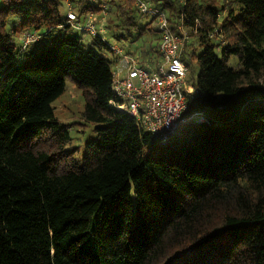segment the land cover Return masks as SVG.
I'll return each instance as SVG.
<instances>
[{"label": "trees", "instance_id": "trees-1", "mask_svg": "<svg viewBox=\"0 0 264 264\" xmlns=\"http://www.w3.org/2000/svg\"><path fill=\"white\" fill-rule=\"evenodd\" d=\"M146 1L186 35L185 113L208 118L163 142L113 106L117 57L68 19L150 68L161 35L136 0H0V264H264V0ZM67 79L96 131L78 146Z\"/></svg>", "mask_w": 264, "mask_h": 264}, {"label": "built area", "instance_id": "built-area-1", "mask_svg": "<svg viewBox=\"0 0 264 264\" xmlns=\"http://www.w3.org/2000/svg\"><path fill=\"white\" fill-rule=\"evenodd\" d=\"M140 13L155 19L161 41L159 46L160 61L150 68L140 66L134 55L117 43L109 42L105 29L97 28L92 16L81 24L78 17L68 13L69 21L85 32L103 37L118 60L113 70L114 92L113 106L135 119L136 125L151 134L158 141H167L176 135L181 126L188 121L207 123L203 112L194 111L186 114L188 97L193 101L198 90L184 91L187 68L180 58L186 35L175 34L171 28L167 12L160 6L146 0H136ZM39 39L38 35L24 36L25 45Z\"/></svg>", "mask_w": 264, "mask_h": 264}, {"label": "rangeland", "instance_id": "rangeland-1", "mask_svg": "<svg viewBox=\"0 0 264 264\" xmlns=\"http://www.w3.org/2000/svg\"><path fill=\"white\" fill-rule=\"evenodd\" d=\"M63 13L65 14L66 11L64 10ZM94 17L95 19H97L96 22L100 21V23L97 24L98 26H101V24H104L103 22L106 21L105 16L101 18L100 16L98 17L97 15H94ZM149 20H151L150 17L146 18L143 24H145ZM76 33L80 34L81 32L76 31ZM107 37H108L109 42L119 44L126 51L128 49V46L131 45V40H132L131 38L118 40L112 35H109ZM90 40H91V37L88 34H84L83 42L86 45ZM16 42L19 46L22 44V38L20 35L16 37ZM137 43L139 44L140 42L138 41ZM138 44H135V46ZM198 51H200V49H198ZM106 57L113 58L111 54H106ZM117 65L118 63H116V65L113 64V67H114L113 69H115ZM196 79H197V70H195L194 73L190 71L189 73H187L186 82L184 85L185 93H188L192 88H194ZM54 105H55L57 116L64 123L74 122V124L70 125V130H71V135L73 137L74 146L82 145L88 139L94 138L96 136L95 126H93L92 124H82L79 120V116H80L79 112L81 111L82 106H83V102L81 100V90H79L70 79H67L66 81V92L55 102Z\"/></svg>", "mask_w": 264, "mask_h": 264}, {"label": "bare ground", "instance_id": "bare-ground-1", "mask_svg": "<svg viewBox=\"0 0 264 264\" xmlns=\"http://www.w3.org/2000/svg\"><path fill=\"white\" fill-rule=\"evenodd\" d=\"M182 51V50H181ZM183 62V61H182ZM184 63V62H183ZM186 66V65H185ZM145 68V67H144ZM187 68V67H186ZM188 73V72H187ZM186 77H187V74H186ZM136 123V122H135Z\"/></svg>", "mask_w": 264, "mask_h": 264}]
</instances>
